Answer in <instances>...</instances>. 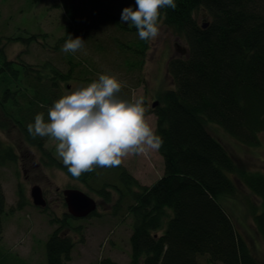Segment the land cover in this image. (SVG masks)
Here are the masks:
<instances>
[{
	"label": "trees",
	"instance_id": "obj_1",
	"mask_svg": "<svg viewBox=\"0 0 264 264\" xmlns=\"http://www.w3.org/2000/svg\"><path fill=\"white\" fill-rule=\"evenodd\" d=\"M175 2L174 10L162 8L161 15L167 27L185 36L188 52L184 58L169 61L175 90L165 93L159 106L150 111L157 118L155 131L163 139L158 150L164 160L163 177L145 186L121 164L96 167L77 179L62 163L54 160V164L102 198L110 201L113 189L120 196V205L130 203L135 217L131 236L134 264L137 260H143V264H198L200 255H208L214 264H258L220 202L238 195L240 181L262 203L253 218L264 241V175L238 167L204 124H217L249 146L257 145L259 135L264 133V0ZM200 9L209 18L205 28L195 17ZM112 15L107 17L118 30L137 31L132 25L122 26ZM66 40H61L62 45ZM142 46L146 48V43ZM119 48L127 47L122 43ZM131 50L134 54L144 52L141 47ZM66 56L67 72L49 62L35 67L0 61V111L41 150L48 137L33 139L27 125L40 112L47 120V110L64 93L65 83H89L98 78L91 76L94 69L87 58L76 59L73 53ZM15 160L13 148L0 138V165ZM102 171L111 176L100 180ZM95 183L100 187L95 188ZM6 205L0 184V233ZM59 230L47 242V264L71 261L76 242ZM100 264L117 263L106 259Z\"/></svg>",
	"mask_w": 264,
	"mask_h": 264
},
{
	"label": "rangeland",
	"instance_id": "obj_2",
	"mask_svg": "<svg viewBox=\"0 0 264 264\" xmlns=\"http://www.w3.org/2000/svg\"><path fill=\"white\" fill-rule=\"evenodd\" d=\"M129 6L134 7L135 0H0V61L35 67L49 62L67 72L68 55L62 51L61 40L68 35L79 36L84 40V46L73 53L74 57L87 58L92 63L91 76L115 75L122 84L119 93L122 98L143 96L146 118L156 130L157 118L150 111L155 109V102L160 104L165 93L175 90L168 63L174 58H184L188 43L184 35L164 24L163 15L160 16V35L154 41L141 40L137 31L118 30L107 16L113 14L112 17L121 23L122 10ZM195 17L201 25L209 20L202 9ZM121 25L131 28L130 24ZM122 43L127 48L120 49ZM58 44H61L60 49H56ZM139 47L144 51L142 54L132 53L131 49ZM181 48H185L186 54H181ZM74 83L78 82L65 83L64 92ZM0 120L3 123L0 138L16 155L15 161L0 165V184L7 204L1 219L0 264H47L46 245L59 228L61 235L76 242L71 261L66 264H100L106 259L117 264H134L131 236L135 217L130 203L120 205V196L113 189H110L111 200L108 201L87 185L68 177L54 164V160L63 162L56 153V141L50 137L41 150L31 145L18 125L2 111ZM204 125L226 147L238 167L264 175V133L259 135L257 145L249 146L231 137L217 124L206 121ZM121 164L145 186L157 182L165 170L158 150L146 155L130 154ZM101 176L100 180L111 175L102 171ZM237 183L238 195L223 198L220 203L238 234L249 244L257 263L264 264V241L253 218V213L261 211L262 203L240 181ZM35 186L42 189L47 201L45 208L33 204L31 190ZM99 187L96 184L95 188ZM67 189L80 190L94 198L98 215L73 218L63 194ZM162 233L158 232V235ZM137 262L143 264V260ZM198 264L214 263L208 255H200Z\"/></svg>",
	"mask_w": 264,
	"mask_h": 264
},
{
	"label": "clouds",
	"instance_id": "obj_3",
	"mask_svg": "<svg viewBox=\"0 0 264 264\" xmlns=\"http://www.w3.org/2000/svg\"><path fill=\"white\" fill-rule=\"evenodd\" d=\"M162 8L174 10L175 0H135L134 7L122 10L121 23L134 26L141 40L154 41L160 35ZM83 46L81 37L68 35L62 51L76 53ZM121 88V81L109 73L74 83L48 108L47 120L37 113L27 131L33 139L56 141L58 157L77 179L96 167H118L130 154L159 150L163 139L146 118L145 98H122Z\"/></svg>",
	"mask_w": 264,
	"mask_h": 264
},
{
	"label": "water",
	"instance_id": "obj_4",
	"mask_svg": "<svg viewBox=\"0 0 264 264\" xmlns=\"http://www.w3.org/2000/svg\"><path fill=\"white\" fill-rule=\"evenodd\" d=\"M207 24H203V28ZM176 48H179L176 44ZM181 54H186L185 48H181ZM159 105L158 102L153 104V108ZM65 202L68 207L69 214L75 219H84L92 216L97 210V202L91 196L76 189L64 190ZM31 198L35 206L45 208L47 201L45 200L42 189L39 186H35L31 190Z\"/></svg>",
	"mask_w": 264,
	"mask_h": 264
},
{
	"label": "flooded vegetation",
	"instance_id": "obj_5",
	"mask_svg": "<svg viewBox=\"0 0 264 264\" xmlns=\"http://www.w3.org/2000/svg\"><path fill=\"white\" fill-rule=\"evenodd\" d=\"M179 50H181V49H179Z\"/></svg>",
	"mask_w": 264,
	"mask_h": 264
}]
</instances>
